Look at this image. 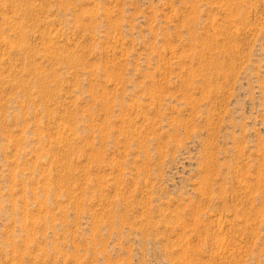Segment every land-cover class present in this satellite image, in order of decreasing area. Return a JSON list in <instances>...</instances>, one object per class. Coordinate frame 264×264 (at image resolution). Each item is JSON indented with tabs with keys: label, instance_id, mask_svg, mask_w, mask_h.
<instances>
[{
	"label": "rangeland",
	"instance_id": "rangeland-1",
	"mask_svg": "<svg viewBox=\"0 0 264 264\" xmlns=\"http://www.w3.org/2000/svg\"><path fill=\"white\" fill-rule=\"evenodd\" d=\"M0 264H264V0H0Z\"/></svg>",
	"mask_w": 264,
	"mask_h": 264
}]
</instances>
